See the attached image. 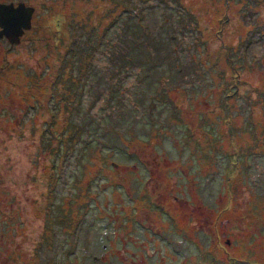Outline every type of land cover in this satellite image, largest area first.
Masks as SVG:
<instances>
[{
    "label": "rangeland",
    "instance_id": "1",
    "mask_svg": "<svg viewBox=\"0 0 264 264\" xmlns=\"http://www.w3.org/2000/svg\"><path fill=\"white\" fill-rule=\"evenodd\" d=\"M19 2L0 264H264V0Z\"/></svg>",
    "mask_w": 264,
    "mask_h": 264
},
{
    "label": "water",
    "instance_id": "2",
    "mask_svg": "<svg viewBox=\"0 0 264 264\" xmlns=\"http://www.w3.org/2000/svg\"><path fill=\"white\" fill-rule=\"evenodd\" d=\"M34 8L24 3H0V38L5 37L9 43L19 42L25 30L31 27Z\"/></svg>",
    "mask_w": 264,
    "mask_h": 264
},
{
    "label": "trees",
    "instance_id": "3",
    "mask_svg": "<svg viewBox=\"0 0 264 264\" xmlns=\"http://www.w3.org/2000/svg\"><path fill=\"white\" fill-rule=\"evenodd\" d=\"M116 21V20H115ZM82 49L79 50V52H82L80 58H79V61H78V69H80L82 71V74L84 75V73H86V71L89 69V64L91 63L89 60H88V52L86 51V49ZM85 64V66H84ZM83 67H85V70L83 69ZM85 71V72H84ZM86 75V74H85ZM69 127L65 128L63 131H65L63 134H60V137H67L69 140L68 141H71L72 138H70L71 136H68L67 134L69 133H72L75 137V135L77 134V132L79 134H81L82 132V127L81 126H76V127H71L70 125H68ZM80 137V135H77V137ZM66 140H63L59 143L60 147H61V144L62 142L65 143Z\"/></svg>",
    "mask_w": 264,
    "mask_h": 264
},
{
    "label": "flooded vegetation",
    "instance_id": "4",
    "mask_svg": "<svg viewBox=\"0 0 264 264\" xmlns=\"http://www.w3.org/2000/svg\"><path fill=\"white\" fill-rule=\"evenodd\" d=\"M1 39V38H0ZM105 264V263H104Z\"/></svg>",
    "mask_w": 264,
    "mask_h": 264
}]
</instances>
